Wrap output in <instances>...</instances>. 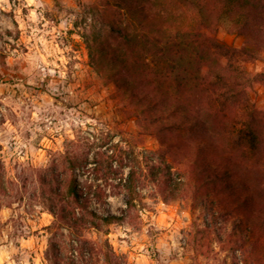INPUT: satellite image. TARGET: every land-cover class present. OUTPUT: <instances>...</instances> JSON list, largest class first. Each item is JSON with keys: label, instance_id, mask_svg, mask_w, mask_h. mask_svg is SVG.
Listing matches in <instances>:
<instances>
[{"label": "rangeland", "instance_id": "374dc122", "mask_svg": "<svg viewBox=\"0 0 264 264\" xmlns=\"http://www.w3.org/2000/svg\"><path fill=\"white\" fill-rule=\"evenodd\" d=\"M120 12L114 0H0V257L54 264L55 243L61 264H101L109 249L121 264H242L232 244L205 230L201 206L191 198L164 199L165 165L174 172L181 165L160 157L157 136L129 115L114 81L92 62V48L104 37L126 48L119 28L106 21ZM218 36L227 45L244 43L226 27ZM245 67L252 82L241 112L255 103L264 130V52ZM237 148L253 162L264 160V148L259 154ZM133 169L141 199L132 219L85 229L84 247L57 227L52 188L60 181L65 188L75 177L90 210L122 215Z\"/></svg>", "mask_w": 264, "mask_h": 264}, {"label": "trees", "instance_id": "16d2710c", "mask_svg": "<svg viewBox=\"0 0 264 264\" xmlns=\"http://www.w3.org/2000/svg\"><path fill=\"white\" fill-rule=\"evenodd\" d=\"M114 1L125 12L106 21L119 28L126 48L104 37L92 48L91 59L114 81L129 115L157 136L160 157L171 155L181 165L176 172L165 165L164 199L191 198L207 213L205 230L232 244L240 263L264 264V160L253 162L237 148L247 146L255 154L264 148L256 104L247 115L241 112L250 104L252 82L245 63L264 52V0ZM222 27L243 36L244 43L222 42ZM138 179L131 170L122 215L90 210L75 177L65 188L60 181L52 188L59 197L52 208L57 227H67L84 247L89 242L85 229L132 219L141 199ZM96 197L102 199L103 193ZM52 246L54 264H61L63 255L57 244ZM120 258L109 249L101 264H121Z\"/></svg>", "mask_w": 264, "mask_h": 264}, {"label": "crops", "instance_id": "0c3cea01", "mask_svg": "<svg viewBox=\"0 0 264 264\" xmlns=\"http://www.w3.org/2000/svg\"><path fill=\"white\" fill-rule=\"evenodd\" d=\"M1 247H2V245H0V249H1ZM6 262H8V264L12 263V261L10 259L8 261H5V260H2L1 257H0V264H6ZM17 264H19V263H17Z\"/></svg>", "mask_w": 264, "mask_h": 264}]
</instances>
